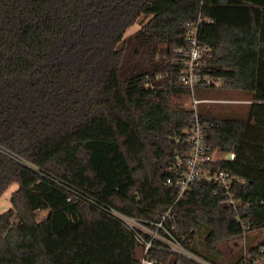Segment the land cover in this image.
I'll list each match as a JSON object with an SVG mask.
<instances>
[{"label":"trees","instance_id":"obj_1","mask_svg":"<svg viewBox=\"0 0 264 264\" xmlns=\"http://www.w3.org/2000/svg\"><path fill=\"white\" fill-rule=\"evenodd\" d=\"M141 16L151 18L126 37ZM188 24L211 49L202 72L224 81L195 94L248 97L246 115L198 110L208 145L235 155L215 168L245 182L232 188L238 211L208 185L177 202L166 184L194 116L174 102L191 94L179 82ZM0 147V197L19 185L0 215V264H142L143 244L101 205L143 223L166 216L210 264L239 237L247 263L264 259V241L248 240L264 231V0H0ZM147 259L202 264L160 242Z\"/></svg>","mask_w":264,"mask_h":264},{"label":"built area","instance_id":"obj_2","mask_svg":"<svg viewBox=\"0 0 264 264\" xmlns=\"http://www.w3.org/2000/svg\"><path fill=\"white\" fill-rule=\"evenodd\" d=\"M197 30L198 25H187V41L190 48L188 51L183 52L186 59L183 62L184 67L179 77V82L190 89L192 110L194 111L191 127L187 131L189 151L188 153L176 155L174 165L171 169L173 177L168 178L166 184L168 187H174L177 190V202L180 200H188L190 198L189 193L194 188L208 185L212 188L213 194L216 197L221 198L225 204L238 211L239 206L242 204L235 197L232 188L235 183L246 185L245 182L238 177H234L227 172L215 168L217 162L234 160L235 155L232 153H221L219 150H213L208 145L204 132L207 124L202 123L198 115L199 107L202 104H227L230 101L201 100L196 97L195 91L200 87L214 86L219 88L224 84L222 78H212L202 72V57L204 54L210 55L211 49L198 44ZM162 57H167V54H162ZM0 151L8 153L2 147H0ZM101 207L118 218L129 230L136 234L137 239L144 246L142 264H155V261L147 259V253L156 242L162 243L172 252L184 255L202 264H210L187 250L177 240L171 230L165 227L164 219L166 216L163 218V221L158 223H143L138 219L126 216L109 207L107 208L102 205ZM237 219L243 226V229L248 231V221L241 220L239 216H237ZM261 252H264V249H261ZM243 258L245 260L244 264H264V259H252L250 263H247L246 258H250L249 252Z\"/></svg>","mask_w":264,"mask_h":264},{"label":"rangeland","instance_id":"obj_3","mask_svg":"<svg viewBox=\"0 0 264 264\" xmlns=\"http://www.w3.org/2000/svg\"><path fill=\"white\" fill-rule=\"evenodd\" d=\"M151 17H144L141 16L136 23L130 27L125 36L128 37L132 34H134L136 31H138L141 26H143ZM165 52V47L160 48V53L158 57H162V54ZM216 93L213 95H205L204 93H199L196 95L198 99L201 100H213V101H230V103L223 104V103H205L202 104L201 111L204 113H212L216 117H234L235 115H243L248 112V103H245L248 97H245L242 94L230 92V93H222L218 94ZM174 102L177 105H180L181 107L192 109V97L191 96H181L176 97L174 99ZM19 188V185L17 183L11 184L7 190L2 194L0 197V215L7 212L12 206L10 199L12 197V194L16 192ZM47 215V211H40L38 214V219H42L44 216ZM206 230H203L200 232L197 236V243L198 245H203L204 239L206 238ZM258 234L257 232H252L251 235L254 236ZM259 238V239H258ZM257 239H248L251 242L260 243L264 241V231L259 232ZM247 240L239 237L234 239H228L223 242H220L217 244L218 251L221 252L222 255V263L224 264H230V263H236V261L239 259L240 256L246 257L248 255L249 249L246 248Z\"/></svg>","mask_w":264,"mask_h":264}]
</instances>
